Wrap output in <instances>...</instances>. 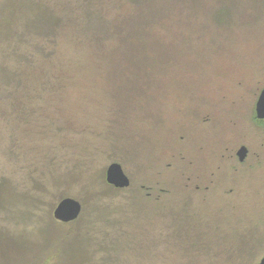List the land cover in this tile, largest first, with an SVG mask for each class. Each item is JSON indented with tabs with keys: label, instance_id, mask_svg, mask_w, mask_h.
<instances>
[{
	"label": "rangeland",
	"instance_id": "374dc122",
	"mask_svg": "<svg viewBox=\"0 0 264 264\" xmlns=\"http://www.w3.org/2000/svg\"><path fill=\"white\" fill-rule=\"evenodd\" d=\"M263 88L264 0H0V264H259Z\"/></svg>",
	"mask_w": 264,
	"mask_h": 264
},
{
	"label": "water",
	"instance_id": "95a60500",
	"mask_svg": "<svg viewBox=\"0 0 264 264\" xmlns=\"http://www.w3.org/2000/svg\"><path fill=\"white\" fill-rule=\"evenodd\" d=\"M256 118L264 121V88L260 92L256 103ZM248 155V149L242 146L238 153L240 162H244ZM106 181L109 185L116 189H127L130 187V179L125 174L122 166L119 163H112L106 171ZM82 213V205L79 201L73 198H64L54 209L53 217L57 222L68 224L78 220ZM259 264H264V257Z\"/></svg>",
	"mask_w": 264,
	"mask_h": 264
},
{
	"label": "trees",
	"instance_id": "16d2710c",
	"mask_svg": "<svg viewBox=\"0 0 264 264\" xmlns=\"http://www.w3.org/2000/svg\"><path fill=\"white\" fill-rule=\"evenodd\" d=\"M37 10H39V9H37ZM40 11H42V12H40ZM40 11L37 12V14H36L37 16H36L35 19H38V18L41 17V18L44 20L45 23H51L52 20H54L52 14L49 13V11L44 10V9H42V10H40ZM34 14H35V13H34ZM35 19H34V20H35ZM48 25H49V24H44L45 31L47 30V26H48ZM39 56H40V55H27V61H29V63H30V62H33L34 58L39 57ZM3 82H5V79H3Z\"/></svg>",
	"mask_w": 264,
	"mask_h": 264
},
{
	"label": "flooded vegetation",
	"instance_id": "af4514ba",
	"mask_svg": "<svg viewBox=\"0 0 264 264\" xmlns=\"http://www.w3.org/2000/svg\"><path fill=\"white\" fill-rule=\"evenodd\" d=\"M248 149V148H247ZM226 150V149H225ZM227 151V150H226ZM239 151V150H238ZM238 151H237V153H238ZM236 153V154H237ZM248 155H249V150H248ZM248 155H247V157H246V159L244 160V162L247 160V158H248ZM241 163H243V162H241ZM262 260V259H261ZM261 262V261H260Z\"/></svg>",
	"mask_w": 264,
	"mask_h": 264
}]
</instances>
